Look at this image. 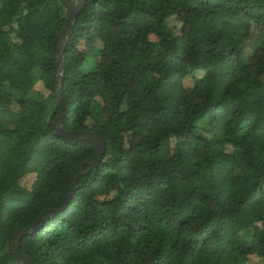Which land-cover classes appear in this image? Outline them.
<instances>
[{
	"label": "trees",
	"instance_id": "16d2710c",
	"mask_svg": "<svg viewBox=\"0 0 264 264\" xmlns=\"http://www.w3.org/2000/svg\"><path fill=\"white\" fill-rule=\"evenodd\" d=\"M86 2L60 97L71 0H0V264L264 259V0Z\"/></svg>",
	"mask_w": 264,
	"mask_h": 264
},
{
	"label": "water",
	"instance_id": "95a60500",
	"mask_svg": "<svg viewBox=\"0 0 264 264\" xmlns=\"http://www.w3.org/2000/svg\"><path fill=\"white\" fill-rule=\"evenodd\" d=\"M86 3H87L86 0H71L70 14L68 16L65 28L61 32L62 33V38L60 40L61 51L58 54V61L56 65V73L62 77L61 85L59 88L60 97H61V88L63 81V62H64L65 45L66 42L68 41V38L71 35L74 21L76 20V17L79 14L80 10L85 7ZM62 116H63V105H61V111L57 118L59 124L57 126L56 132L62 135L64 139L70 143H74L80 140L92 141L95 144L96 150L95 153L86 160V162H93L95 164L100 163L104 158L106 152V142L102 136V132L99 129L67 131L63 125ZM75 185L76 182L74 183V186L68 198H70L74 194L76 188ZM55 212H57V210H47L44 213H42L40 218L37 219L36 225H40L43 222V220H45L46 218H48V216H50L52 213ZM31 230H32L31 227H27L26 229L23 230H17L15 233V242L12 244V252L14 259L21 264H35L28 255L20 253V247H19L22 234L29 232Z\"/></svg>",
	"mask_w": 264,
	"mask_h": 264
},
{
	"label": "rangeland",
	"instance_id": "374dc122",
	"mask_svg": "<svg viewBox=\"0 0 264 264\" xmlns=\"http://www.w3.org/2000/svg\"><path fill=\"white\" fill-rule=\"evenodd\" d=\"M174 22V20H172V23ZM96 47H101L102 46V42H101V40L100 39H95L94 40V43H93ZM253 44V41L252 42H248V44H247V46H246V48H247V50L248 51H252V45ZM88 123H89V126H92V125H94L95 123H96V121L94 120V119H92V118H90L89 120H88ZM250 261L252 262V264H264V259L263 258H259V257H257V256H251L250 257Z\"/></svg>",
	"mask_w": 264,
	"mask_h": 264
}]
</instances>
